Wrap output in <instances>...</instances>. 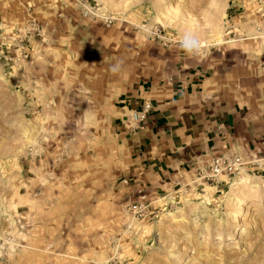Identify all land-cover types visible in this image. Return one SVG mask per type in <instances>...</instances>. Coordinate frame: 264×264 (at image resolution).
Returning <instances> with one entry per match:
<instances>
[{"label": "rangeland", "instance_id": "374dc122", "mask_svg": "<svg viewBox=\"0 0 264 264\" xmlns=\"http://www.w3.org/2000/svg\"><path fill=\"white\" fill-rule=\"evenodd\" d=\"M199 66L264 109V0H0V264H264L263 172L121 182L123 89Z\"/></svg>", "mask_w": 264, "mask_h": 264}, {"label": "crops", "instance_id": "0c3cea01", "mask_svg": "<svg viewBox=\"0 0 264 264\" xmlns=\"http://www.w3.org/2000/svg\"><path fill=\"white\" fill-rule=\"evenodd\" d=\"M206 72L203 66L181 69L172 78L135 80L123 89L112 125L124 149L125 187L176 191L182 176L211 156L246 158L264 150V109L231 97ZM144 102L145 118L131 122L130 112Z\"/></svg>", "mask_w": 264, "mask_h": 264}, {"label": "built area", "instance_id": "2783aa9c", "mask_svg": "<svg viewBox=\"0 0 264 264\" xmlns=\"http://www.w3.org/2000/svg\"><path fill=\"white\" fill-rule=\"evenodd\" d=\"M149 110V104L144 102L142 106L133 110L129 114V120L134 123L142 121ZM264 156H258L253 154L246 158L235 153H224L222 155H215L209 157L207 160L201 161L199 166L195 167L192 175L195 180H199L202 183L212 184L216 187L222 182H226L225 179H229L230 176L237 173L240 168L246 171H261L264 173ZM148 204H134L131 209L134 214L142 216L144 209Z\"/></svg>", "mask_w": 264, "mask_h": 264}, {"label": "clouds", "instance_id": "9594fccd", "mask_svg": "<svg viewBox=\"0 0 264 264\" xmlns=\"http://www.w3.org/2000/svg\"><path fill=\"white\" fill-rule=\"evenodd\" d=\"M202 46L203 44L201 39L193 30H186L182 33L179 41V47L189 57L200 55ZM122 63V61H117L115 64L111 65L110 71L113 74L119 73L122 68Z\"/></svg>", "mask_w": 264, "mask_h": 264}, {"label": "bare ground", "instance_id": "6f19581e", "mask_svg": "<svg viewBox=\"0 0 264 264\" xmlns=\"http://www.w3.org/2000/svg\"><path fill=\"white\" fill-rule=\"evenodd\" d=\"M243 169L242 168H240V170L237 172V173H235L234 175H236V174H238L239 172H241ZM264 186V185H263ZM254 187H256V185L254 186ZM260 187V186H259ZM258 188V187H257ZM263 188V187H262ZM229 200H230V203L232 204V205H237L238 204V200H237V198L235 197V196H230L229 197ZM208 227H206V229H207ZM218 235H220V234H218ZM221 236V235H220Z\"/></svg>", "mask_w": 264, "mask_h": 264}]
</instances>
